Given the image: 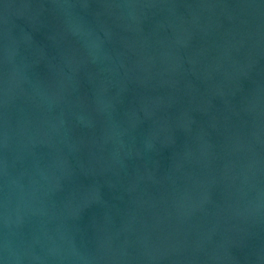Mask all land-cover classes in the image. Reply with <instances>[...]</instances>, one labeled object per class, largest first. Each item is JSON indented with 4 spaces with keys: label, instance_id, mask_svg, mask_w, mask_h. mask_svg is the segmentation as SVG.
Returning a JSON list of instances; mask_svg holds the SVG:
<instances>
[{
    "label": "water",
    "instance_id": "water-1",
    "mask_svg": "<svg viewBox=\"0 0 264 264\" xmlns=\"http://www.w3.org/2000/svg\"><path fill=\"white\" fill-rule=\"evenodd\" d=\"M0 264H264V0H0Z\"/></svg>",
    "mask_w": 264,
    "mask_h": 264
}]
</instances>
